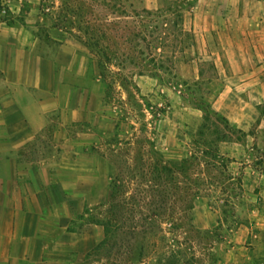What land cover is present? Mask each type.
<instances>
[{"label": "crops", "instance_id": "0c3cea01", "mask_svg": "<svg viewBox=\"0 0 264 264\" xmlns=\"http://www.w3.org/2000/svg\"><path fill=\"white\" fill-rule=\"evenodd\" d=\"M24 1L31 8L18 20ZM3 2L15 19L0 21V264H86L105 231L88 221L77 225L76 214L87 207L88 217V207L98 203L93 197L104 195L98 186L106 180L108 188L114 177V166L93 147L114 136L116 116H107L98 62L88 48L48 22L34 0ZM136 2L147 10L159 6ZM203 12L215 25L200 27ZM217 12L220 22L212 18ZM190 19L199 38H224L216 65L222 88L212 108L237 130L260 129L264 0H198ZM196 119L190 132L202 124L203 117ZM234 150L220 146L228 157ZM246 166L247 191L263 204L253 209L250 226L217 245L216 264H264V171Z\"/></svg>", "mask_w": 264, "mask_h": 264}, {"label": "trees", "instance_id": "16d2710c", "mask_svg": "<svg viewBox=\"0 0 264 264\" xmlns=\"http://www.w3.org/2000/svg\"><path fill=\"white\" fill-rule=\"evenodd\" d=\"M92 1H100L103 10H110L116 18H132V14L141 18L143 27L135 31L132 29H138L137 26L132 28L129 22L119 19L109 21L105 18L101 22L94 19L91 12L87 15L82 12L79 14L69 5L56 16L54 23L55 27L73 34L97 58L100 77L106 87L104 102L116 113L114 136L106 142L112 148L102 153L116 168V174L110 181L107 201L98 208L97 216L86 211L88 223L102 226L105 237L88 258L102 249H108L107 258L97 261L103 264H146L144 260L153 247L156 257L152 264H185L186 251L181 248L182 241L178 240L177 235V238L174 235L168 237L170 232L165 226L176 232L181 230L182 225L193 227L192 211L196 200L210 193L216 186L217 178L213 172L217 170L221 176L229 175L233 178L229 165L235 160L220 152L221 144L234 142L235 131L245 137L253 136V129L257 127L248 134L237 130L210 103H203V121L193 135L189 156L180 163L167 159L159 150L155 138L157 126L167 109L147 101L135 82L136 76L159 77L161 73L172 72L166 66L143 64L142 61L146 60L135 56L134 51L140 47L137 41L148 42L146 36L149 27L143 21L144 17H153L154 13L144 9L141 13L133 11L130 14L125 6L115 0ZM2 10L0 6V14ZM6 10L8 13L9 9ZM46 10L51 11V7H41L42 13ZM158 12H163L161 7ZM168 12L175 14V28L179 33L185 38L191 37L184 28L183 11L168 9ZM74 15L80 16L78 24L71 22ZM88 15L91 17L89 20ZM67 23L71 25V30ZM165 25L168 30L169 23ZM154 33L151 31V36ZM156 41L148 44V49H153L152 45ZM163 45L166 46L167 42H163ZM126 48H132L134 53L127 52ZM138 54L145 56L144 52ZM116 60L118 64H115ZM129 66L136 67L137 71L126 75L124 72L132 69ZM121 89L125 98L121 96L120 103H117L115 95ZM258 109L261 117H264V104ZM148 115H153L155 121L148 120ZM257 123L259 125L261 119ZM238 180L243 190L242 175Z\"/></svg>", "mask_w": 264, "mask_h": 264}, {"label": "rangeland", "instance_id": "374dc122", "mask_svg": "<svg viewBox=\"0 0 264 264\" xmlns=\"http://www.w3.org/2000/svg\"><path fill=\"white\" fill-rule=\"evenodd\" d=\"M37 3V7L40 13L45 16L48 22L54 24L56 22V16L60 15L62 9H66V6H70L73 10H77L87 15V13L93 14L94 19L104 21L105 18L109 21L116 20V15H111L110 10H103L100 6V1L92 0H34ZM117 3L126 7L128 12L132 14L133 11L142 12L144 9L140 5V2L136 0H115ZM159 6L157 9L150 10L154 13L153 17H144L145 24L149 27V33L146 36L147 43L137 41L140 47L136 49L135 56L141 58L143 64H149L154 66H166L172 69V72L161 73L159 77L136 76L135 82L139 86L142 96L147 101L157 107H164L167 109V113L162 118V122L159 123L157 129V144L159 150L165 155L167 159H170L176 163H180L181 160L188 157L191 150V144L193 135L196 133L190 132L188 126H191L192 122H196V118L203 117L204 106L203 103H210L214 99V95L222 88L221 83H217L219 76V69L217 63L220 64L222 59V53L219 49L222 46L224 38L204 37L199 38L198 32L191 24V15L196 9L198 0H158ZM87 2L90 4H87ZM3 10L0 14V21H6L13 23L15 15L9 9L7 4L2 1L0 3ZM55 5L54 7H52ZM51 7V11L41 12V7ZM162 8L163 12H158L159 8ZM6 8L9 9L7 13ZM31 4L28 1H24L22 10L17 15L18 20H23V17L30 11ZM168 9L183 11L184 13V28L191 34V37L181 35L180 31L175 28V22L177 18L174 13L168 12ZM223 13L217 12V16L212 18L219 20ZM91 19L90 15H88ZM203 19L201 22V28H208L215 25V21H209V15L206 12L202 14ZM63 17V16H62ZM80 16L74 15L73 21L70 17H67L71 22H78ZM187 18V20H186ZM211 18V19H212ZM64 19V18H63ZM119 20L129 22L130 26L138 29H132L135 31L140 30L143 26L141 24V18L135 17L132 14V18H122ZM170 22H169V21ZM168 21V22H167ZM217 22V24H218ZM166 23H169L167 30ZM68 28L71 26L67 23ZM157 28V29H156ZM71 30V28H69ZM155 32L152 34L150 32ZM156 38V39H154ZM153 40H157L153 43L152 48L148 49V44ZM163 42H167L164 46ZM137 43H134L136 45ZM137 46H135L136 48ZM124 50V48H122ZM127 52L131 53L132 48H126ZM132 52V53H134ZM138 52H144L145 56H140ZM219 53V54H218ZM152 54V55H151ZM94 59L97 60L95 56ZM154 57V58H153ZM155 60L152 63V60ZM118 60L115 64H118ZM125 71L126 75H131V72H136L137 69L134 66ZM118 71V69H116ZM101 83L104 84L100 78ZM104 84V90H105ZM115 97L116 102L120 103L119 98L125 95L123 90L117 91ZM169 106V107H168ZM109 117L112 119L116 116L111 106H108ZM155 121L153 115H148V120ZM203 121V120H202ZM108 122V121H107ZM105 123L104 128L107 129L109 123ZM114 123V121H113ZM158 125V122L156 123ZM264 121L262 127L253 129V136H243L240 132L235 131L233 134L234 142L229 143L233 145L235 150L229 156L235 160L234 163L229 165L230 174L221 176L215 170L213 173L216 176V186L208 194L202 195L195 202V208L192 211L193 223L190 227L182 225L179 232L169 229L170 233L168 237L174 235L175 238L179 237L183 246L182 250L186 251L185 264H216V252L214 249L220 243H224L227 239L235 236L243 226H250L251 216L253 209L262 201H259L255 196V193L251 191L248 193L244 184L243 190L241 189L240 182L238 180L241 172L246 165H251L253 168L264 171ZM113 134H111L112 136ZM256 135L257 139L253 141L252 137ZM111 136L105 138L101 144H97L93 147V151L102 156V153L106 152L109 148L106 141ZM228 157V156H227ZM112 165V164H111ZM113 166V165H112ZM107 171V169H106ZM116 174V168L114 167L113 176ZM112 176V177H113ZM103 185L104 195L99 197H93L97 200L96 205L89 206L90 214L96 215L98 208L102 207L106 203L109 196V187L107 188L106 180H103L98 188ZM87 207H85L86 209ZM84 209V211H85ZM84 211L77 213L76 224H86L88 217L84 216ZM97 216V215H96ZM177 235V237H176ZM170 245V244H169ZM174 247V244H172ZM160 250V249H159ZM108 249H102L99 253L94 254L91 258H85L86 264H103L101 261L107 258ZM151 253L144 260L146 264H152L155 260L154 253L156 250L150 248Z\"/></svg>", "mask_w": 264, "mask_h": 264}]
</instances>
